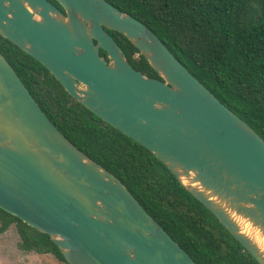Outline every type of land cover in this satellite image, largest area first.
<instances>
[{"label": "water", "instance_id": "obj_1", "mask_svg": "<svg viewBox=\"0 0 264 264\" xmlns=\"http://www.w3.org/2000/svg\"><path fill=\"white\" fill-rule=\"evenodd\" d=\"M0 0V36L98 118L151 152L241 246L264 236V140L155 33L106 0ZM124 35L159 78L134 69ZM103 50L107 59L100 55ZM0 209L67 264H196L125 185L51 122L0 53Z\"/></svg>", "mask_w": 264, "mask_h": 264}, {"label": "trees", "instance_id": "obj_2", "mask_svg": "<svg viewBox=\"0 0 264 264\" xmlns=\"http://www.w3.org/2000/svg\"><path fill=\"white\" fill-rule=\"evenodd\" d=\"M106 1L150 28L264 140V0ZM105 30L134 69L159 78L124 35ZM0 53L59 131L114 174L196 264H259L151 152L71 97L40 62L2 36ZM0 217V234L14 224L21 249L67 264L48 235L1 209Z\"/></svg>", "mask_w": 264, "mask_h": 264}, {"label": "rangeland", "instance_id": "obj_3", "mask_svg": "<svg viewBox=\"0 0 264 264\" xmlns=\"http://www.w3.org/2000/svg\"><path fill=\"white\" fill-rule=\"evenodd\" d=\"M0 217V226L2 225ZM19 236L14 224L0 234V264H64L50 254H37L19 247Z\"/></svg>", "mask_w": 264, "mask_h": 264}, {"label": "bare ground", "instance_id": "obj_4", "mask_svg": "<svg viewBox=\"0 0 264 264\" xmlns=\"http://www.w3.org/2000/svg\"><path fill=\"white\" fill-rule=\"evenodd\" d=\"M245 231L249 232L251 236L256 240L259 246L264 250V236H260L258 233L253 232L248 225H244Z\"/></svg>", "mask_w": 264, "mask_h": 264}]
</instances>
